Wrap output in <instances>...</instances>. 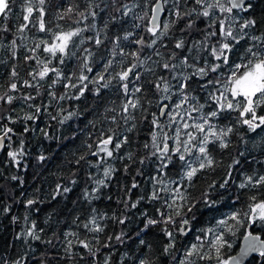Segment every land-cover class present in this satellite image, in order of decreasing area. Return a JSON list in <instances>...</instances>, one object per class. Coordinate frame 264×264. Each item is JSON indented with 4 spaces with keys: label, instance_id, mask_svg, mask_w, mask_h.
Here are the masks:
<instances>
[{
    "label": "snow or ice",
    "instance_id": "snow-or-ice-1",
    "mask_svg": "<svg viewBox=\"0 0 264 264\" xmlns=\"http://www.w3.org/2000/svg\"><path fill=\"white\" fill-rule=\"evenodd\" d=\"M261 3L0 0L9 69L0 74V264L264 257ZM34 137L49 144L34 157L40 167L53 147H75L67 183L47 193L68 200L83 179L87 208L74 230L58 231L51 216L48 231L37 223L45 197L27 187Z\"/></svg>",
    "mask_w": 264,
    "mask_h": 264
},
{
    "label": "trees",
    "instance_id": "trees-1",
    "mask_svg": "<svg viewBox=\"0 0 264 264\" xmlns=\"http://www.w3.org/2000/svg\"><path fill=\"white\" fill-rule=\"evenodd\" d=\"M256 3H259L260 0H256ZM68 3H71V0H68ZM16 13H19V7L16 9ZM257 18H264V3L260 4V7L256 9ZM102 27V25H101ZM29 35H33V33H29ZM23 53V50H21ZM46 55V54H45ZM0 58L7 59V55L5 52L0 51ZM33 66H35L33 62ZM19 71L21 72L22 77H24V74L27 70V65L21 61L18 65ZM7 65H0V74L8 71ZM27 78V77H24ZM0 83L6 84L7 81L0 78ZM57 91L59 90V86H57ZM27 91H32L31 89H28ZM43 91V89L41 90ZM119 102V101H118ZM66 106L69 104L68 101L62 102ZM88 104H92V98L89 97ZM55 104V102H54ZM90 118V117H89ZM44 123H48L47 117L44 119ZM44 123H41L40 126L43 127ZM77 125L73 124V127L75 128ZM83 139H86V137H82ZM79 146V144H77ZM30 151L32 152V157H30L31 161V167L28 173V183L27 187L29 191H31L33 188L40 186L42 191L41 195L45 197V204L42 205V211L38 214H34L37 223L42 225L46 231L49 230V225L45 224V220L51 216L53 217L54 221H59V224L57 225V230H74L75 226L71 224V221L73 219L74 214L81 215L83 217L84 212L80 211L81 208L86 209L87 205L78 198L81 196L82 188L84 187L83 179L80 180L78 185L74 187V190L72 193L69 194V199L61 202L57 201H50L47 198V193L51 191V186H54L56 182L60 183H67V181L63 178L69 174V169H73V165L68 163V161L65 159V156L70 151H75V147L69 145L68 148H59V147H53L52 148V158L46 162V167H40L37 165V162L35 160V155H37L39 152L44 151L46 148L49 147V144L47 141H44L41 143V139L39 137H34L30 144ZM130 151L135 152L136 147L132 146L130 148ZM48 154V153H45ZM117 165H119L120 161L115 162ZM95 172V170H92ZM35 174V175H34ZM113 195H115V192H113ZM109 204L107 200H103L102 202H97V206L101 209V211H107L108 208L106 207ZM112 211L116 210L115 204H112ZM16 215L23 216L24 210L22 208H18L16 210ZM16 227L19 226H13L12 231L16 229ZM130 227H135V225H130ZM4 231L3 229H0V235H3ZM9 237L11 236V231L8 232ZM238 245V242H236V246L230 250L231 254H236V247ZM42 247V246H41ZM119 255V254H117ZM260 261L257 257H253L247 264H259ZM264 264V261H263Z\"/></svg>",
    "mask_w": 264,
    "mask_h": 264
},
{
    "label": "flooded vegetation",
    "instance_id": "flooded-vegetation-1",
    "mask_svg": "<svg viewBox=\"0 0 264 264\" xmlns=\"http://www.w3.org/2000/svg\"><path fill=\"white\" fill-rule=\"evenodd\" d=\"M242 243H243V241L240 240V241L238 242V245H240V247H241V246H242ZM238 245H237V246H238ZM240 247H239V248H240ZM238 250H239V249H238ZM238 250H237V251H238ZM237 253H238V252H237ZM253 257H257L258 260L260 261L259 264H263L264 257H260L259 254H257V255L254 254V255L248 260V262H249ZM248 262H247V263H248ZM247 263H246V264H247Z\"/></svg>",
    "mask_w": 264,
    "mask_h": 264
},
{
    "label": "water",
    "instance_id": "water-1",
    "mask_svg": "<svg viewBox=\"0 0 264 264\" xmlns=\"http://www.w3.org/2000/svg\"><path fill=\"white\" fill-rule=\"evenodd\" d=\"M256 0H254V2H255ZM242 246H243V243H242ZM241 246V247H242ZM257 255V254H259L258 252H256V253H251L246 259H245V264L248 262V260L253 256V255Z\"/></svg>",
    "mask_w": 264,
    "mask_h": 264
},
{
    "label": "rangeland",
    "instance_id": "rangeland-1",
    "mask_svg": "<svg viewBox=\"0 0 264 264\" xmlns=\"http://www.w3.org/2000/svg\"><path fill=\"white\" fill-rule=\"evenodd\" d=\"M240 240H237L236 242H239ZM240 245H238L235 249L236 253L238 252L237 250L239 249Z\"/></svg>",
    "mask_w": 264,
    "mask_h": 264
},
{
    "label": "bare ground",
    "instance_id": "bare-ground-1",
    "mask_svg": "<svg viewBox=\"0 0 264 264\" xmlns=\"http://www.w3.org/2000/svg\"><path fill=\"white\" fill-rule=\"evenodd\" d=\"M236 254H238V253H236Z\"/></svg>",
    "mask_w": 264,
    "mask_h": 264
}]
</instances>
